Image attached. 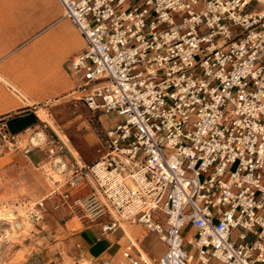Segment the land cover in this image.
Listing matches in <instances>:
<instances>
[{"label":"built area","instance_id":"obj_1","mask_svg":"<svg viewBox=\"0 0 264 264\" xmlns=\"http://www.w3.org/2000/svg\"><path fill=\"white\" fill-rule=\"evenodd\" d=\"M57 1L85 43L65 66L71 99L114 120L86 166L0 117V158L37 149L53 181L32 223L50 202L98 240L141 227L158 264H264V0ZM121 257L150 264L131 241Z\"/></svg>","mask_w":264,"mask_h":264},{"label":"crops","instance_id":"obj_2","mask_svg":"<svg viewBox=\"0 0 264 264\" xmlns=\"http://www.w3.org/2000/svg\"><path fill=\"white\" fill-rule=\"evenodd\" d=\"M62 15L57 0H0V117L5 120L10 134L22 136L26 129L36 131L42 123L37 109L62 95L70 85L68 98L72 100L75 82L65 66L83 51L85 43L71 21ZM17 94L29 105H24ZM15 126H19L17 131L11 128ZM34 153L39 154V159L32 157ZM7 156L11 161L0 169V192L5 189V181L16 175L18 167H36L45 159L43 153L33 148L28 154L15 151L0 159ZM88 192V188L83 189L77 196ZM79 221L83 229L76 241L84 247L88 264H119L118 255L121 257V251L129 241L136 244L150 264H158L164 252L162 244L154 236L145 235L139 226L141 232L137 227L122 224L130 239L118 231L98 240V228L88 229ZM89 232L95 237L93 243L85 239ZM117 233H120L118 237ZM149 236L160 249L156 251L148 246ZM100 243L106 244L104 249H98Z\"/></svg>","mask_w":264,"mask_h":264},{"label":"rangeland","instance_id":"obj_3","mask_svg":"<svg viewBox=\"0 0 264 264\" xmlns=\"http://www.w3.org/2000/svg\"><path fill=\"white\" fill-rule=\"evenodd\" d=\"M175 22L179 23L178 20ZM70 88L71 85L56 99L44 103V106L40 105L41 108L37 109V112L42 123L34 133L45 135L58 146H62L61 156L67 165H72L76 161L90 166L106 152L104 127L114 119L112 116H103L99 120L96 114H92L79 102L70 100L68 98ZM17 96L21 100L25 99L20 94ZM11 128L17 131L19 126ZM27 137L29 136L23 139ZM26 143L25 140L24 145ZM32 157L37 160L39 154L34 153ZM10 161L8 156L0 159V169ZM52 176L54 180L59 179L55 174ZM5 182V189L0 192V215L4 216L0 217V264L89 263L85 257L84 247L76 241L83 229L76 213L65 205L53 210L51 203L48 202L43 221L36 225L30 220L29 209L53 187L37 166L22 165L18 167L16 175ZM129 226L140 230L136 225ZM122 227L130 237L127 228L124 225ZM92 235V232L85 235V239L90 243L95 239ZM119 235L120 233L116 234L117 237ZM150 238L152 236L146 238L148 246L151 245L156 251L160 249ZM105 246V243L97 245L99 250ZM113 252L114 250L111 253Z\"/></svg>","mask_w":264,"mask_h":264},{"label":"bare ground","instance_id":"obj_4","mask_svg":"<svg viewBox=\"0 0 264 264\" xmlns=\"http://www.w3.org/2000/svg\"><path fill=\"white\" fill-rule=\"evenodd\" d=\"M22 97V96H21ZM22 102H23V104L24 105H29L28 104V102H27V100H25V99H23L22 98ZM44 140V136L42 135V134H39L38 133V135H36L35 137H33L32 139H31V142L33 143V144H38L39 142H42ZM56 181V180H55ZM49 182H50V180H49ZM52 182L53 181H51L50 183L52 184ZM0 217L1 218H4V216L3 215H0ZM122 224H126V225H130V224H128V223H123V222H121L120 223V226L122 227ZM123 228V227H122ZM125 231V230H124ZM125 237H127V238H129L127 235H126V232H125ZM130 239V238H129ZM133 244H135L134 242H132ZM136 245V244H135ZM118 262H121V263H123V264H128L127 263V261L125 260V259H123L122 257H119V255H118V259H117V263ZM81 264H86V263H81Z\"/></svg>","mask_w":264,"mask_h":264}]
</instances>
